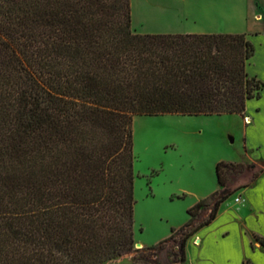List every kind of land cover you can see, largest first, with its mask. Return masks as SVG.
Wrapping results in <instances>:
<instances>
[{
	"label": "trees",
	"instance_id": "trees-1",
	"mask_svg": "<svg viewBox=\"0 0 264 264\" xmlns=\"http://www.w3.org/2000/svg\"><path fill=\"white\" fill-rule=\"evenodd\" d=\"M253 53L244 33L134 32L130 0H0V264H184L264 161L219 160L186 222L134 248L133 117L243 114Z\"/></svg>",
	"mask_w": 264,
	"mask_h": 264
},
{
	"label": "crops",
	"instance_id": "crops-1",
	"mask_svg": "<svg viewBox=\"0 0 264 264\" xmlns=\"http://www.w3.org/2000/svg\"><path fill=\"white\" fill-rule=\"evenodd\" d=\"M130 12L131 28L137 33H244L254 51L255 46L264 44V0H130ZM151 12H155L157 20L146 18ZM252 56L247 61L246 71L257 77L249 71ZM259 98L248 99L244 110V116L249 118L245 134L251 130V139L255 137L252 134L257 130L259 112L255 109L256 103L252 107L250 104ZM250 138L246 139L249 148L244 147L241 157L228 154L213 157L204 170H198L197 191L180 190L187 192L189 198L184 195L181 198L184 200L179 218H168L170 221L167 220L166 226L152 239H146L142 229L137 231L133 223L134 244L138 247L153 244L167 236L169 228L184 224L188 219L186 209L219 187L215 172L219 160L248 164L264 161V152L260 151L262 143L257 137ZM236 197L238 201L234 200ZM257 236L264 239V170L251 184L221 202L216 216L187 240L184 264H242L245 260L264 264V245L256 240ZM121 259L103 264H131L130 256L126 262Z\"/></svg>",
	"mask_w": 264,
	"mask_h": 264
},
{
	"label": "rangeland",
	"instance_id": "rangeland-1",
	"mask_svg": "<svg viewBox=\"0 0 264 264\" xmlns=\"http://www.w3.org/2000/svg\"><path fill=\"white\" fill-rule=\"evenodd\" d=\"M146 16L157 20L155 12ZM249 71L264 83V44L255 46ZM254 103L259 113L257 130L252 135L262 143L260 151L264 152V86L261 97L250 106ZM244 117V113L133 117L134 226L137 231L142 229L146 239L156 236L167 220L179 216L184 198H189L187 192L180 190L197 191L198 170H204L213 157H241L244 147L249 148L246 139L252 131L245 134L249 119L246 122ZM134 248L140 247L134 244ZM128 256L132 257L123 254L118 258L126 262Z\"/></svg>",
	"mask_w": 264,
	"mask_h": 264
},
{
	"label": "built area",
	"instance_id": "built-area-1",
	"mask_svg": "<svg viewBox=\"0 0 264 264\" xmlns=\"http://www.w3.org/2000/svg\"><path fill=\"white\" fill-rule=\"evenodd\" d=\"M244 118H245V121H246V122H247V120L249 119L247 116H245ZM234 200H235V201H238V200H239V197H236Z\"/></svg>",
	"mask_w": 264,
	"mask_h": 264
}]
</instances>
